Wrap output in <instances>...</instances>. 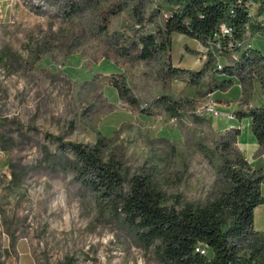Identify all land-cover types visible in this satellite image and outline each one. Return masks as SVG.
Returning <instances> with one entry per match:
<instances>
[{
  "label": "rangeland",
  "instance_id": "rangeland-1",
  "mask_svg": "<svg viewBox=\"0 0 264 264\" xmlns=\"http://www.w3.org/2000/svg\"><path fill=\"white\" fill-rule=\"evenodd\" d=\"M134 3L143 17L155 7V0H0V264H160L154 245L140 244L115 207L78 181L73 156L57 139L91 145L101 135L129 172L141 165L172 171L164 173L163 188L181 201L202 204L220 189L217 168L238 150L234 142L221 147L227 130L214 122H224L220 114L233 106L243 108L239 84L234 79L225 91L196 94L185 72L201 66L207 49L180 33L149 63L105 58L102 17L107 32L127 33ZM117 4L121 10L108 13ZM249 41L264 55V37ZM119 75L147 110L116 95L109 79ZM258 85L251 77L255 103ZM160 95L179 102L180 118L153 103ZM247 123L241 118L239 142L253 161ZM258 163L264 174V159ZM259 189L264 195V182ZM252 224H264V204L252 210Z\"/></svg>",
  "mask_w": 264,
  "mask_h": 264
},
{
  "label": "trees",
  "instance_id": "trees-1",
  "mask_svg": "<svg viewBox=\"0 0 264 264\" xmlns=\"http://www.w3.org/2000/svg\"><path fill=\"white\" fill-rule=\"evenodd\" d=\"M138 5L130 8L132 25L127 33L107 32V18L102 17L98 28L105 36V58L111 54L127 62L149 63L169 50L172 33L194 39L207 49V58L200 67L186 70L187 84L205 96L225 91L235 79L238 101L245 108L231 114L237 120L249 119L257 152H264V55L249 41L256 35L264 37V0H155L146 17ZM119 10L117 4L108 13ZM221 26L229 28V33L221 32ZM219 57L227 61L217 69L214 62ZM167 73L183 72L167 67ZM251 77L257 78L263 98L257 106L248 105ZM109 84L127 105L140 112L147 110L130 93L122 76L111 77ZM153 103L172 118L182 116L179 102L167 95L156 97ZM238 133V128H230L219 135L221 147H229ZM57 141L72 154L71 166L78 181L115 207L140 244L154 245L160 264H264V236L252 229V210L264 204L259 189L263 169L250 167L239 152L233 159H222L217 168L220 189L198 204L165 192L163 186L169 179L164 173H172L170 170L160 174L155 165H141L129 172L121 155L101 135L91 145ZM198 148L206 154L204 148ZM175 179H171L173 184L180 177ZM197 248L205 254L195 251Z\"/></svg>",
  "mask_w": 264,
  "mask_h": 264
},
{
  "label": "crops",
  "instance_id": "crops-1",
  "mask_svg": "<svg viewBox=\"0 0 264 264\" xmlns=\"http://www.w3.org/2000/svg\"><path fill=\"white\" fill-rule=\"evenodd\" d=\"M259 86V85H258ZM258 98L260 99V103H255V102H253L252 101V95H251V98H250V100H249V102H248V105L249 106H257V105H259V104H261L262 102H263V98H262V94H260V89H258ZM251 101V102H250ZM235 103V102H234ZM243 106V108H245V106L244 105H242ZM228 107H230V104L228 105ZM227 107V108H228ZM237 108H240V107H238V106H236L235 108H234V106L231 108V109H233V110H235V109H237ZM232 111L230 110V109H228L225 113H223V115L222 114H220L221 116H223V118H224V122L223 121H219L220 122V125L219 126H217V122L215 121L214 122V127L216 128V129H218L217 127H220L221 125V130H228L229 128H231V127H235V128H238V130H239V133H238V135H236V137H235V141H234V145H235V147H236V149L238 150V152H239V154L247 161V163H248V165L250 166V167H260V168H262L263 169V165H261V164H259L258 163V160L259 159H264V152H257V150H258V146H257V143H256V141H255V148H254V151L252 152H250V154L252 153V156H253V161H249V157H248V153L247 152H245L244 151V147L245 146H242V144L239 142V138L241 137V135H242V133H243V129H242V126H241V119L240 120H237V119H235L233 116H232ZM227 114H230L231 115V117H227L226 115ZM247 119V121H248V123H247V125L249 126V119L248 118H246ZM244 145V144H243ZM246 151H247V149H246ZM255 163V164H254ZM261 205H263V204H260V206ZM257 206H259V205H257ZM256 206V207H257ZM256 207H254V209L256 208ZM253 209V210H254ZM264 225V224H263ZM263 225L262 226H257V228H254L253 227V224H252V229L254 230V231H257V232H259V233H261L262 235H263V233H262V227H263ZM264 236V235H263Z\"/></svg>",
  "mask_w": 264,
  "mask_h": 264
},
{
  "label": "built area",
  "instance_id": "built-area-1",
  "mask_svg": "<svg viewBox=\"0 0 264 264\" xmlns=\"http://www.w3.org/2000/svg\"><path fill=\"white\" fill-rule=\"evenodd\" d=\"M220 31L221 32H223V33H225V34H228L229 33V28H225V27H220ZM216 46H218V45H216ZM214 64H215V66H216V68L217 69H219L220 67H221V64H220V62H219V59H215V62H214ZM206 111H208L211 115H217V112L211 107V106H207L206 105ZM227 117H231V115L230 114H227L226 115ZM195 251H198L201 255H204L205 254V252H204V250L203 249H199L198 250V248L197 249H195Z\"/></svg>",
  "mask_w": 264,
  "mask_h": 264
}]
</instances>
